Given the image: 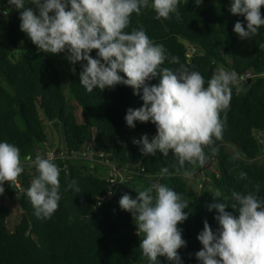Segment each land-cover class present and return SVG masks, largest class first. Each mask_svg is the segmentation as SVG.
Segmentation results:
<instances>
[{
    "label": "trees",
    "instance_id": "16d2710c",
    "mask_svg": "<svg viewBox=\"0 0 264 264\" xmlns=\"http://www.w3.org/2000/svg\"><path fill=\"white\" fill-rule=\"evenodd\" d=\"M7 1L0 0V5ZM231 3L232 0H204L196 6L193 0H180L179 19L174 13L169 19H156L151 7L142 8L139 14H131L125 29L129 33L142 29L154 44L164 47L168 59L161 68L175 70L182 64L189 71L201 73L205 87L220 68L240 76L254 73L250 83L248 79L238 80L239 92L237 86L232 88L230 106L220 113L222 139L204 149L208 157L205 164L193 167L186 163L179 173L171 151L167 157L159 152L144 156L132 142L145 134L151 140L157 134L151 121H137L135 128L127 126V110L143 106L142 90L136 95L132 87L119 84L88 92L80 83L86 61L72 64L66 53L39 51L20 29L22 9L9 16L6 42L0 40V142L20 149L24 176L17 190L8 182L3 185L5 196L16 195L22 215L19 223L8 226L12 211L0 203V264H150L139 248L143 234L137 235L132 214L120 208L119 200L124 194L135 198L137 189L151 188L154 182L189 201L185 209L188 219L178 225L186 241V246L178 250L180 264H201L195 254L202 249L197 237L204 221L214 232L219 229L215 219L219 213L216 209L210 211L209 205L225 202L226 196L231 205L233 191L256 192V185L257 198L264 201V26L256 35L241 39L234 32V25L239 21L246 28V20L231 13ZM25 6L34 10L32 5ZM261 11L264 14V8ZM90 55L96 58V50ZM173 56L179 58V64L169 62ZM63 70L68 74L67 81L62 77ZM158 82L157 78L149 84ZM45 120L58 128L60 124L64 126L62 135L67 146L65 151L58 148L61 154L53 160L60 169L61 199L49 219L37 218L24 191L30 186L24 179L26 170L30 169L32 179L38 174L25 157L34 159L48 141ZM225 144L235 145L238 156L227 151ZM89 153L92 158L84 159L83 155ZM101 155L123 172L132 167L141 175L126 179L121 191L110 195L114 167L113 173L100 174L96 163L100 164ZM165 167L171 174L161 176ZM184 170L190 174L183 175ZM241 172L246 177L242 178ZM197 173H205L215 191L202 188L193 192L188 181ZM216 191L221 193L218 198L214 196ZM226 211L239 215L231 207ZM158 261L176 264L163 256Z\"/></svg>",
    "mask_w": 264,
    "mask_h": 264
},
{
    "label": "clouds",
    "instance_id": "9594fccd",
    "mask_svg": "<svg viewBox=\"0 0 264 264\" xmlns=\"http://www.w3.org/2000/svg\"><path fill=\"white\" fill-rule=\"evenodd\" d=\"M36 11L26 8V0H8L9 5L21 10L20 29L27 34L38 50L44 53H66V59L75 64L86 61L80 74V83L88 92L98 88L103 91L123 84L133 88L143 106L129 108L125 120L127 126L135 128L136 122L151 121L157 134L149 139L142 135L133 144L139 146L144 156H155L157 152L167 157L171 151L179 167L185 164L203 166L207 160L204 149L222 139L223 123L220 113L230 106L232 88L238 87V76L234 71L220 68L207 81L198 71H189L184 65L177 69L161 68L168 57L162 45L154 44L144 30L125 29L130 16L139 14L142 8L151 7L156 19H169L171 14L180 18V0H28ZM196 6L202 0H195ZM70 5V10H69ZM264 0H232L230 11L243 16L246 28L236 22L234 32L241 39L256 35L264 26ZM8 10L4 11V15ZM96 50V58L90 54ZM188 56H192L189 51ZM172 64H179L178 57H171ZM74 71V69H73ZM123 73L124 75H120ZM126 77V78H125ZM159 79L158 84L149 81ZM57 154L61 152L55 151ZM215 152V149H213ZM38 173L31 181L27 196L37 218L49 219L57 211L61 199L60 169L53 163L51 155L44 158L26 156ZM20 149L8 142H0V195L6 182L16 183L23 172ZM167 167L160 175H170ZM190 173L184 170L183 175ZM246 173L241 172L242 178ZM75 183V182H73ZM71 187V185H69ZM77 193L80 192L76 188ZM256 192L247 194L233 191L229 205L218 202L209 205V210L219 213L215 219L219 229L214 232L204 221L203 230L197 239L202 249L196 252L201 264H264V201ZM136 197L124 194L119 200L122 210L130 212L135 221L137 235L143 234L139 248L150 264H159L158 257L180 264L178 250L186 246L182 229L178 227L188 219L189 201L164 184L154 182L151 188L137 189ZM152 193H155L154 195ZM111 194V193H109ZM216 191L214 196L220 197ZM238 211L234 216L226 208Z\"/></svg>",
    "mask_w": 264,
    "mask_h": 264
},
{
    "label": "rangeland",
    "instance_id": "374dc122",
    "mask_svg": "<svg viewBox=\"0 0 264 264\" xmlns=\"http://www.w3.org/2000/svg\"><path fill=\"white\" fill-rule=\"evenodd\" d=\"M195 1V0H193ZM216 0H210V2H215ZM204 3V0H202V4ZM26 4L28 5H32L34 7V11H36L35 5L31 4L30 2H28V0H26ZM8 10V14L4 15V11ZM19 10L16 9L14 6L9 5L8 1L7 3L0 5V40L2 42H6V37H7V27H8V21H9V16L13 15V14H18ZM62 77L65 81L68 80V74L66 73L65 70H63L61 72ZM41 117L42 119L44 118V115L42 113ZM45 133L47 135L48 141L47 144L45 145V147H41L38 152L40 153L39 155H41L42 157L45 158V154H47L48 151H58V148H60L62 151L67 150V146L65 143V140L63 138V132L65 131V128L63 125H59V128L56 127L54 124H52V122L45 120ZM225 148L227 151L234 153L238 156L239 151H237L236 146L232 145V144H225ZM263 151H264V144L262 147ZM31 165V164H30ZM97 166V170L100 174H102L103 176H107L108 173H110V171H112L113 173V167H118L117 169L119 170L118 172L121 173V175L124 176V172L122 171L123 169L119 166L114 165L113 163H108V161L106 160H100V164L96 163ZM29 168H31L30 166H28ZM126 169V168H125ZM24 172L21 173V175L18 177L17 179V183H18V187L21 188V183H22V176H24L23 174ZM25 174L27 175L26 178H24L27 183L30 185L32 178H31V172L30 169L26 170ZM205 173L199 174L197 173L195 176H191L188 184L190 186V189L195 192L198 193L200 191V189H209V190H213L214 186L212 184L211 179L206 178ZM23 179V180H24ZM27 188L24 190L25 193L27 194ZM0 203H4V205H6L7 207L10 208V210L12 211V215L11 217L8 219V226L13 227L15 226L17 223L20 222L21 220V215H22V209L19 206V203L16 200V195L12 196V197H7L5 196V194L3 193L2 195H0Z\"/></svg>",
    "mask_w": 264,
    "mask_h": 264
},
{
    "label": "built area",
    "instance_id": "2783aa9c",
    "mask_svg": "<svg viewBox=\"0 0 264 264\" xmlns=\"http://www.w3.org/2000/svg\"><path fill=\"white\" fill-rule=\"evenodd\" d=\"M40 153L39 152H37V153H35V155H34V159L36 158V156L37 155H39ZM49 155H51V157H52V161L54 160V159H56L57 157H59L60 156V154L58 155L57 154V152H52V151H48L47 152V154H45V158H48L49 157ZM41 156V155H40ZM73 157H75V155L73 156ZM83 157H84V159H91L92 158V153H89V154H84L83 155ZM102 159L101 160H103L104 159V156H100ZM33 159V160H34ZM118 167H114V173L112 174V175H114L115 176V179H113L112 180V184H111V186H110V192L109 193H111L110 195H115V194H117V193H119L120 191H121V184L126 180V179H132L135 175H141V171H139L138 169H136V168H128V169H124V176L123 175H121V173H119L118 171V169H117ZM126 173L128 174V175H126ZM17 183V182H16Z\"/></svg>",
    "mask_w": 264,
    "mask_h": 264
},
{
    "label": "water",
    "instance_id": "95a60500",
    "mask_svg": "<svg viewBox=\"0 0 264 264\" xmlns=\"http://www.w3.org/2000/svg\"><path fill=\"white\" fill-rule=\"evenodd\" d=\"M191 60H192V57H190V61ZM237 76H238V80L239 81H243L245 79H248V83H250L251 82V78L254 76V73L251 72V73H248V74L242 75V76H240L239 74H237ZM8 183L10 184V187L14 188L13 183H11V182H8ZM14 189L17 190V188H14ZM22 196H23V192H20L19 197H22Z\"/></svg>",
    "mask_w": 264,
    "mask_h": 264
}]
</instances>
